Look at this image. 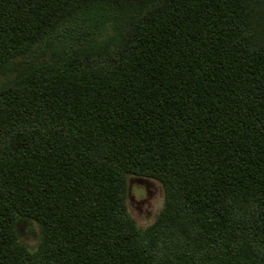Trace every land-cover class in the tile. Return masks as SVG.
<instances>
[{
	"label": "trees",
	"instance_id": "obj_1",
	"mask_svg": "<svg viewBox=\"0 0 264 264\" xmlns=\"http://www.w3.org/2000/svg\"><path fill=\"white\" fill-rule=\"evenodd\" d=\"M0 264H264V0H0Z\"/></svg>",
	"mask_w": 264,
	"mask_h": 264
},
{
	"label": "rangeland",
	"instance_id": "obj_2",
	"mask_svg": "<svg viewBox=\"0 0 264 264\" xmlns=\"http://www.w3.org/2000/svg\"><path fill=\"white\" fill-rule=\"evenodd\" d=\"M163 203L164 189L158 180L137 175L128 177L126 208L138 226L145 227L151 224L162 209ZM17 231L20 240L29 249L37 246L41 228L35 221H20Z\"/></svg>",
	"mask_w": 264,
	"mask_h": 264
}]
</instances>
